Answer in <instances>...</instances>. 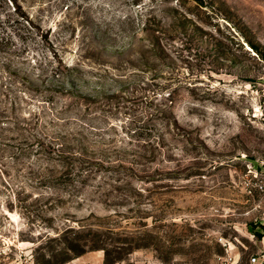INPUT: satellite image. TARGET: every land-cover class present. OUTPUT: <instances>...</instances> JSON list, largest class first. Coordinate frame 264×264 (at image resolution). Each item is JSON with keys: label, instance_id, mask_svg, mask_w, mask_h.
Instances as JSON below:
<instances>
[{"label": "rangeland", "instance_id": "rangeland-1", "mask_svg": "<svg viewBox=\"0 0 264 264\" xmlns=\"http://www.w3.org/2000/svg\"><path fill=\"white\" fill-rule=\"evenodd\" d=\"M203 1L0 0V264H252L264 0Z\"/></svg>", "mask_w": 264, "mask_h": 264}, {"label": "built area", "instance_id": "built-area-1", "mask_svg": "<svg viewBox=\"0 0 264 264\" xmlns=\"http://www.w3.org/2000/svg\"><path fill=\"white\" fill-rule=\"evenodd\" d=\"M258 178L259 177L256 176V182L253 184V186L250 187L251 188L250 193H252V191L254 190V191H259L260 193L264 194V181ZM262 219L264 220V210L262 212ZM225 246L227 247L228 260L231 261L232 264H235L236 262L234 261L229 245L225 244ZM251 263L252 264H264V250H262L256 256L252 257Z\"/></svg>", "mask_w": 264, "mask_h": 264}, {"label": "crops", "instance_id": "crops-1", "mask_svg": "<svg viewBox=\"0 0 264 264\" xmlns=\"http://www.w3.org/2000/svg\"><path fill=\"white\" fill-rule=\"evenodd\" d=\"M257 231H258V233L261 234V236L258 239L259 241H258V252H257V254H259L262 250H264V220L263 219H262V222H259V227H258ZM93 259H94V257L92 256L88 260H85V261H88V264H103V260H101V261L99 260L100 262H95Z\"/></svg>", "mask_w": 264, "mask_h": 264}, {"label": "trees", "instance_id": "trees-1", "mask_svg": "<svg viewBox=\"0 0 264 264\" xmlns=\"http://www.w3.org/2000/svg\"><path fill=\"white\" fill-rule=\"evenodd\" d=\"M195 1H197V2H198V4H199V5H201V6H202V5H203V3H204V1H203V0H195ZM258 236L260 237V236H261V234H259V233H258Z\"/></svg>", "mask_w": 264, "mask_h": 264}]
</instances>
